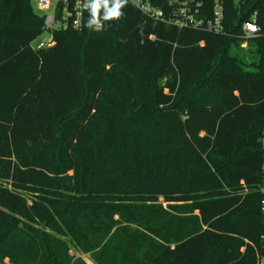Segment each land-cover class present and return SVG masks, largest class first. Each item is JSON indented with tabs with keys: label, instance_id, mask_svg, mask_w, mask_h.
Segmentation results:
<instances>
[{
	"label": "trees",
	"instance_id": "1",
	"mask_svg": "<svg viewBox=\"0 0 264 264\" xmlns=\"http://www.w3.org/2000/svg\"><path fill=\"white\" fill-rule=\"evenodd\" d=\"M31 1L0 0V264H260L264 0L222 35L125 0L38 50Z\"/></svg>",
	"mask_w": 264,
	"mask_h": 264
},
{
	"label": "built area",
	"instance_id": "2",
	"mask_svg": "<svg viewBox=\"0 0 264 264\" xmlns=\"http://www.w3.org/2000/svg\"><path fill=\"white\" fill-rule=\"evenodd\" d=\"M130 3L141 13L150 19L161 21L178 29H194L197 31L226 34V22L224 21L225 0H129ZM249 0H233L237 7L238 15L246 17L245 6ZM38 10L44 18V31L50 32V38L45 40L35 50L51 47L54 44L53 32L72 29L82 31L91 28L100 31L103 27L101 12L96 21L92 22L89 10L85 7L88 0H36ZM160 6L159 7H157ZM258 12L251 13L249 19H242L239 24L241 37L245 40L242 47L247 46V40L260 38L262 29L257 23ZM264 70V65H263ZM261 149L263 154L261 172L262 185L261 211L264 214V127L261 135ZM261 261V260H260Z\"/></svg>",
	"mask_w": 264,
	"mask_h": 264
},
{
	"label": "clouds",
	"instance_id": "3",
	"mask_svg": "<svg viewBox=\"0 0 264 264\" xmlns=\"http://www.w3.org/2000/svg\"><path fill=\"white\" fill-rule=\"evenodd\" d=\"M125 0H88L85 7L89 10L92 22L96 21L98 13L103 12V21L116 20L121 15Z\"/></svg>",
	"mask_w": 264,
	"mask_h": 264
},
{
	"label": "rangeland",
	"instance_id": "4",
	"mask_svg": "<svg viewBox=\"0 0 264 264\" xmlns=\"http://www.w3.org/2000/svg\"><path fill=\"white\" fill-rule=\"evenodd\" d=\"M31 5L33 7V10L36 14L41 15L42 13L38 10V6L36 3V0H32L31 1ZM50 32L48 31H44L33 43H32V47L33 48H38L40 47V45L47 39L50 38ZM52 231V227L49 228ZM53 232V231H52ZM70 252L72 255H75L76 257H80L81 259H83L84 261L87 262V264H94L90 258L89 255H85L82 254L81 252H79V250H77L73 244L70 245ZM207 258H211L210 255L207 256ZM260 264H264V258L261 259Z\"/></svg>",
	"mask_w": 264,
	"mask_h": 264
}]
</instances>
